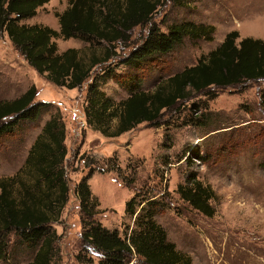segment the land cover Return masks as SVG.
I'll return each mask as SVG.
<instances>
[{"label":"rangeland","instance_id":"obj_1","mask_svg":"<svg viewBox=\"0 0 264 264\" xmlns=\"http://www.w3.org/2000/svg\"><path fill=\"white\" fill-rule=\"evenodd\" d=\"M68 4L69 0H50L22 22L59 31L57 14ZM184 21L213 25L212 38H186L172 52L157 56L143 72L140 90L154 91L169 76L197 64L233 30L240 33L238 41L247 36L264 40V0H163L152 20L162 30ZM151 24L136 27L129 41L118 44L119 59L142 42ZM54 40L60 53L77 48L88 63L92 55L103 54L101 45L79 38ZM110 61L119 71L127 69L114 56ZM105 63L97 65L81 87L57 86L30 66L0 30V101L15 99L35 85V101L50 103L37 120L22 121L15 134L0 138V179L11 178L23 168L31 146L54 114L58 112L66 125L64 167L70 190L59 220L51 223L56 233L54 261L100 264L103 254L84 239L88 220L129 236L140 205L130 215L126 203L136 197V203L143 201L141 206L156 201L155 221L166 230L169 241L191 257V264H264V80L212 87L215 97L195 94L179 108L165 111L158 124L144 122L119 136H107L87 123L85 113L88 84ZM100 83L115 105L132 94L114 79ZM198 109H207L212 120L206 124L193 120L200 115ZM117 123L113 119L110 131ZM195 153L204 158L196 159ZM193 174L216 193L212 217L177 192L178 185ZM83 179L91 190L93 218L83 211L76 193ZM5 241L8 246L0 264L34 259L37 249L22 245L16 232L0 238V243ZM140 262L135 254L127 264Z\"/></svg>","mask_w":264,"mask_h":264},{"label":"trees","instance_id":"obj_2","mask_svg":"<svg viewBox=\"0 0 264 264\" xmlns=\"http://www.w3.org/2000/svg\"><path fill=\"white\" fill-rule=\"evenodd\" d=\"M49 1L0 0V30L7 33L14 47L39 74L68 89L81 87L97 65L109 62L113 56L119 62L122 60L126 70H117L110 61L88 84L87 123L104 135L119 136L144 122L158 124L165 111L179 108L195 94L215 97L212 87L264 80V40L247 36L238 41L240 33L233 30L197 64L169 76L154 91L140 90L143 72L157 61V56L172 52L186 38L211 39L215 27L184 21L162 30L152 20L163 0H69L68 7L57 14L59 31L49 25L22 22L34 17L38 8ZM150 23L142 42L119 59L118 44L129 41L136 27ZM57 37L101 45L103 54L92 55L88 63L79 56L77 48L60 53L54 40ZM108 78L130 89L132 94L115 105L100 88V82ZM36 93L32 85L21 96L0 101V138L15 134L20 122L37 120L49 107L50 103L35 101ZM261 101L264 108V89ZM203 110L198 109L200 115L193 120L206 124L211 117L207 109ZM113 119H118V123L110 131ZM65 140L66 125L57 112L31 146L23 168L11 178L0 179V238L14 231L22 245L37 249L34 259L26 264H60L54 261L56 233L51 231V223L59 220L69 197ZM195 158L204 157L195 153ZM16 184L19 185L15 190ZM177 192L205 215L215 214L211 200L216 193L195 174L186 183H180ZM76 193L83 211L93 218L89 205L91 190L86 179L78 183ZM142 203H136V197L126 203L130 215H135L140 205L136 227L129 236L122 237L99 221L88 220L84 239L103 254L100 264H127L135 254L141 258V264H191V257L180 252L155 221L154 214L159 211L156 201L149 200L141 206ZM6 242L0 243V256L5 255Z\"/></svg>","mask_w":264,"mask_h":264}]
</instances>
